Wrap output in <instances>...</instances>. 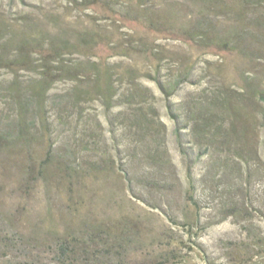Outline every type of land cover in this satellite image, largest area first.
Listing matches in <instances>:
<instances>
[{
    "label": "rangeland",
    "instance_id": "rangeland-1",
    "mask_svg": "<svg viewBox=\"0 0 264 264\" xmlns=\"http://www.w3.org/2000/svg\"><path fill=\"white\" fill-rule=\"evenodd\" d=\"M71 1L0 0V35L7 40L32 25L45 38L64 37L71 60L115 71L138 57L123 55L122 41L142 38L174 66L195 68V83L171 102L219 90L232 94L243 117L221 119L231 133L223 144L221 133L211 145L188 135L180 146L162 96L140 79L166 130L169 163L153 166L139 132L121 120L124 106L94 100L81 112L64 109L76 87L64 79L47 94L46 118L32 116L25 147L6 85L17 77L25 86L34 74L0 68V264H264L263 108L238 95L246 77L264 85V0H140L156 22L150 27L140 9L120 11L128 0ZM200 15L229 45L190 40ZM63 242L71 246L59 256Z\"/></svg>",
    "mask_w": 264,
    "mask_h": 264
},
{
    "label": "trees",
    "instance_id": "trees-1",
    "mask_svg": "<svg viewBox=\"0 0 264 264\" xmlns=\"http://www.w3.org/2000/svg\"><path fill=\"white\" fill-rule=\"evenodd\" d=\"M198 1L205 2V0ZM70 3L77 2L72 0ZM128 4H124L120 11L128 13L130 6L140 9V13H143L140 16L143 17L144 22H147L149 27L155 25L156 22L150 14L151 10L144 3L140 0H128ZM33 27L28 25L7 40L0 35V68L11 69L14 72L25 70L34 74L25 86L18 84L17 77L6 85L7 97L11 102L10 108L15 110L17 116L14 120L15 130L18 134L26 136L22 143L25 147L32 138L29 134L32 116L39 113L44 119L46 118L49 111L47 94L55 82L64 79L76 84L71 94H66L68 103L64 105V109L72 105L81 112L83 102L94 100H98L107 109L111 108L114 102L124 106L126 111L119 112L122 115L121 120L139 132L145 146V159L153 166L169 163L165 150L166 130L158 120V112L154 105L155 95L140 79L151 81L162 96L168 115L174 122L173 133L180 146L188 135L198 142L211 145L215 137H219L221 133L222 138L219 143L223 144L224 139L231 133L223 132L221 119L227 113L236 116V120L243 117V109L230 104L229 99L232 94H223L219 90L214 92L205 90L201 98H191L177 105L171 102L181 87L195 83L193 80L195 68L192 63L186 61L181 64L176 63L177 66H174L170 63L174 62L170 61L172 57L163 54L159 45H153L142 38L122 41L123 55L134 54L136 57L144 58L141 62L143 65L137 57L136 60L131 59L127 67L115 71V67L109 63L101 64L97 60H71L73 53L66 50L68 43L64 37L45 38L46 31L35 30ZM212 27L210 20L200 15L192 24L189 32L190 40L200 46L209 43L229 45L228 38L223 39L212 34L214 32ZM5 29L6 27L0 23V34ZM239 37L243 38L242 35ZM147 61H149L148 65ZM249 79L246 77V87L239 90L238 95H247L262 104L264 123V85L261 82H249ZM206 137L210 141L206 140ZM158 151L164 153L159 155ZM204 154L206 152H203ZM51 155L50 148L38 167H43V163L47 162ZM70 246V242L60 243L59 256L67 254V248Z\"/></svg>",
    "mask_w": 264,
    "mask_h": 264
}]
</instances>
